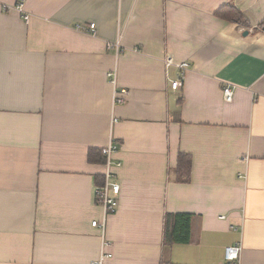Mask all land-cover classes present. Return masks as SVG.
Wrapping results in <instances>:
<instances>
[{
    "label": "crops",
    "instance_id": "obj_1",
    "mask_svg": "<svg viewBox=\"0 0 264 264\" xmlns=\"http://www.w3.org/2000/svg\"><path fill=\"white\" fill-rule=\"evenodd\" d=\"M0 3V264H264V0Z\"/></svg>",
    "mask_w": 264,
    "mask_h": 264
},
{
    "label": "built area",
    "instance_id": "obj_2",
    "mask_svg": "<svg viewBox=\"0 0 264 264\" xmlns=\"http://www.w3.org/2000/svg\"><path fill=\"white\" fill-rule=\"evenodd\" d=\"M1 9L3 11H8L10 9H16L21 14L25 22H29L31 19V13L25 10L23 4H17L14 6L0 3ZM86 32H89L91 34H95V24H91V26L88 29H85ZM110 48H115L117 51L120 50L122 47L120 44V41H117L115 43H109ZM179 68L184 72L189 68V64L184 62L182 64L178 65ZM112 77V82L116 83V72H110L108 74ZM119 93L126 94L128 93L127 90L122 89L120 92L115 88L114 89V102L115 103H122L124 101L123 95H120ZM224 95L227 100H231L233 97V92L230 87L224 88ZM117 149V145L114 143H110L106 148L103 149V153L107 156V171L105 173L106 179L105 182L102 185H96L94 187L95 192V198L96 201H98L105 209L106 214L115 213L119 207V194L121 186L120 184L115 180V176L113 172H111V154ZM246 159V158H245ZM120 165V163H118ZM94 226H99L103 230L106 226V220L103 222L99 221H93ZM109 242H104L101 248L100 256L97 260L93 261L92 264H104L105 261L112 257V253H110L108 248ZM242 246L240 244H236L233 246H229L226 249L225 252V258L226 261H228L230 264H240V256H241Z\"/></svg>",
    "mask_w": 264,
    "mask_h": 264
},
{
    "label": "trees",
    "instance_id": "obj_3",
    "mask_svg": "<svg viewBox=\"0 0 264 264\" xmlns=\"http://www.w3.org/2000/svg\"><path fill=\"white\" fill-rule=\"evenodd\" d=\"M190 216L172 214L167 219L166 241L188 242L190 240Z\"/></svg>",
    "mask_w": 264,
    "mask_h": 264
}]
</instances>
